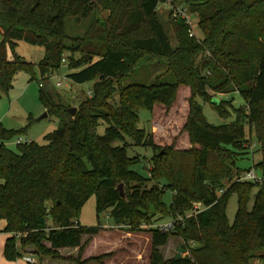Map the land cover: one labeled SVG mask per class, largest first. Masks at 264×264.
<instances>
[{
    "label": "trees",
    "instance_id": "1",
    "mask_svg": "<svg viewBox=\"0 0 264 264\" xmlns=\"http://www.w3.org/2000/svg\"><path fill=\"white\" fill-rule=\"evenodd\" d=\"M166 1L122 0V5L130 4L127 9L118 8V14L113 12L112 27L103 38L105 45L94 44L85 50L87 46L80 45L81 41L69 46L66 19L87 18L94 9V0H0V97L12 89L14 77L21 70L29 72L34 80L37 67L41 78L49 79L66 65L62 59L67 51L83 53L78 60L69 56L70 70L84 64L80 70L68 72L67 77L76 83L94 80L93 95L79 104L74 116L68 105L40 86L42 104L48 115L58 120L57 128L44 137V143L19 144L18 150L13 151L4 141L14 132L0 128V219L5 221L1 231L9 234L4 246L7 260L30 253L42 261H104L109 254L88 253L89 256L82 257L91 237L100 232L99 226L84 227L77 220L80 209L93 194L97 214L110 209L114 222L128 226L129 230L142 224L149 226L153 234L150 264H203L194 251V260L177 257L163 262L157 248L165 245L172 233H180L188 241L198 238L199 231L208 232L216 241L215 250L228 259L236 247L242 252L248 250L252 233L256 247H264V185L233 181L221 196L215 193L224 188V181H232L247 171L237 165L240 158L250 153L246 146L251 141L245 134L246 123L254 128L261 154L253 168L264 177V0H171L189 5L197 13L204 33V39L198 42L188 36L184 20L176 22L177 48L171 46L156 15L158 5ZM119 3L113 0L116 8ZM143 24L151 34L130 40L128 37ZM21 40L45 48V55L37 64L16 52ZM204 50L214 61L205 62L207 66L211 63L207 72H212L213 77L202 74L192 59ZM137 52L166 59L175 82L124 87L118 106H113L109 103L115 92L113 79L122 81L129 75ZM180 84H187L204 96L208 88L219 92L234 87L249 112L239 108L234 121L215 126L206 121L202 106L191 102L186 128L192 140L201 146L196 151L192 175L188 178L177 162L181 155L168 161L159 152L155 160L162 162L154 170L158 183L163 185L148 187L151 178L133 169L139 161L128 155L126 139L155 149L152 136L137 127L139 110H151L155 102L170 106ZM221 107L215 108L221 115L227 114L228 110ZM100 120L109 125L104 135L97 132ZM217 159L219 164L214 168L211 161ZM120 183L124 184L123 196ZM255 187L258 191L248 210ZM167 191L172 193L169 205L164 200ZM233 193L238 197V209L234 222L229 224L226 207ZM193 202H202L207 208L175 223L171 232L153 228L163 217L167 222L185 214ZM155 213L161 216L154 219ZM48 219L52 220V227L48 226ZM65 249H77L78 255L62 254ZM198 251L207 253L205 247ZM261 259L264 261V255Z\"/></svg>",
    "mask_w": 264,
    "mask_h": 264
},
{
    "label": "rangeland",
    "instance_id": "2",
    "mask_svg": "<svg viewBox=\"0 0 264 264\" xmlns=\"http://www.w3.org/2000/svg\"><path fill=\"white\" fill-rule=\"evenodd\" d=\"M119 1L120 6L116 8L117 5L113 4V0H109V3L108 0H94V9L87 18L77 19L75 17H68L66 19V32L69 37L67 40L68 44H70L69 46H76L80 41V45L86 44L87 47L85 50H88L91 46H94V44L105 45L103 38L112 27L110 18L113 12L118 14L120 11L118 8L127 9L130 4L124 3L122 5V0ZM106 4H112L114 8L113 6L111 8L106 7ZM185 14H194L189 5L179 2L170 3L169 0L160 3L156 9V15L164 25L173 48H177L178 46V37L175 31L176 22L185 20ZM195 14L197 15V13ZM196 15L193 16L194 22L192 24L188 25L186 21L185 24L188 25V36H191V31L193 33L191 37L201 42L204 39V33L199 27V17ZM150 34L147 26L143 24L128 38L131 40L134 37H146ZM16 52L23 57L24 60L37 64L44 57L45 48L21 40L18 41ZM70 55H72L75 60H78L83 56V53L65 52L63 57L66 59V65L55 72L49 79L43 80L37 67L34 68L36 77L34 80H31L30 73L26 70L19 71L14 77L12 89H10L8 94H3L0 97V128L14 132L12 137L4 141L7 148L17 151L19 145L16 141L17 139L23 141L30 140L42 144L44 143V137L54 131L58 126L57 118L48 115L40 100L41 88L39 83L42 82L43 88L51 91L55 99H60L65 105H68V108H75L76 111L82 101L86 100L88 97L91 98L93 95L92 88L94 80L76 83L67 76L63 77L72 70L78 71L84 67V64H82L80 67L70 70ZM192 59L195 65L201 68L202 74H207L210 64L214 63L206 50L196 53ZM208 60L211 61V63L207 66L205 62ZM56 74L60 76L56 77ZM207 76L213 77L212 72H209ZM58 79H62L61 86H56ZM95 80H97V78ZM155 82L166 84L175 82L174 74L168 68L166 59L145 52H137L135 53L134 64L132 65L129 75L124 77L122 81L113 79L115 92L109 103L113 106H118L120 91L124 87L150 85ZM233 89L234 90L217 92L208 88L207 95L204 96L189 85L180 84L170 106H166L161 102H155L151 110H139L137 127L144 129L146 134L152 136L156 147L152 149L150 145H138L129 138L126 139V142H128L129 145L127 149L128 155L136 156L139 161L138 164L133 166V169L140 175L151 178L146 186L150 187L151 185L159 184V186L162 187L163 185L162 183H158L156 171L154 170L158 163L162 162L160 160H155L159 152H163L165 154L164 160L168 161L174 160L180 155L187 158L183 159L179 157L177 158V162L183 167L182 171L184 174L190 178L194 171V161L197 160L196 151L201 147L192 140L186 128V121L190 114V103L194 102L202 106L203 114L208 124L218 126L229 123L236 119L237 110L239 108H242L246 114L249 112L244 98L236 88L233 87ZM216 98L219 99V102H212ZM223 101L228 103H224L223 105ZM217 105H220V107L222 106V110H228V113L221 115L215 108ZM104 112L107 114L109 113L107 109H104ZM45 113H47V116L42 117ZM108 126L109 125L105 121L100 120L97 128L98 134L104 135ZM249 131H251V134H249ZM245 134L251 139L250 143L246 145L250 153L244 155L239 160L237 159V165L242 169L248 170L253 169V164L261 159V154L258 152L254 128H252V125L249 123L245 125ZM1 143L2 141L0 139V145ZM185 151L188 153L184 155L181 154ZM218 164L219 159L211 161V166L214 168ZM256 173L261 175L257 171ZM237 177L238 176L234 177L232 181H224L225 186L221 188L224 190L223 193L231 182L237 181ZM120 184H122L123 195H125L124 184ZM257 191L258 187H255L251 193L250 200L247 204L248 210H251L253 206L254 195ZM222 194L217 196H221ZM171 198V191H167L164 200L168 205L171 203ZM237 209L238 197L236 193H233L226 207V215L229 224L234 222ZM160 216L159 213H155L152 217L157 219ZM165 219L166 218L163 217V220L155 222L153 228H156V224L166 222ZM77 220L84 227H100L99 234L91 237V241L85 249V253L82 254V257L86 258L89 255L98 256L105 253L109 254L101 263L92 261L87 264H150V256L153 250V234L149 230L147 224H142L140 227L135 228V230H129L128 226L119 225L114 222L110 216V209L97 214L96 197L94 194L88 198L80 209ZM47 224L49 227H52V220L48 219ZM4 226L5 221L0 219V229H3ZM197 236L201 239L194 238L187 241L180 233L170 234L168 242L157 248L162 261L166 262L177 257H191L194 260V254L192 252L194 251L196 256L202 258L203 264H264V261L261 259V256L264 255V247H256L257 241L253 233L252 236H250L248 250L242 252L239 247H236L231 255V259L220 255L219 252L215 250L216 241L208 232L199 231L197 232ZM2 238L3 236L0 235V264L7 262L3 254V246H1ZM85 238L86 237H84V239ZM17 240L19 239L17 238ZM17 246H20L19 242H17ZM201 247H205L207 253L198 251ZM61 253L74 257L78 255L77 249H65L61 250ZM19 260L20 261L12 264H28L24 262L23 259ZM36 260L37 264H74L73 262L55 261L50 258H44L42 261L38 256ZM199 261H201V259Z\"/></svg>",
    "mask_w": 264,
    "mask_h": 264
},
{
    "label": "built area",
    "instance_id": "3",
    "mask_svg": "<svg viewBox=\"0 0 264 264\" xmlns=\"http://www.w3.org/2000/svg\"><path fill=\"white\" fill-rule=\"evenodd\" d=\"M171 3V0H169ZM160 5V4H159ZM158 5V6H159ZM175 7V6H173ZM177 15V13H176ZM175 15V16H176ZM185 20L186 23L188 25L192 24L193 21V16H195L194 14H185ZM197 19V17H196ZM190 35L193 36V33L190 31ZM62 63L63 65H65L66 63V59L63 58L62 59ZM56 77H59L60 75H55ZM67 75L63 76L66 77ZM62 85V79H58L56 82V86H61ZM40 86H43L42 82L40 83ZM90 95V93H89ZM18 144H23V143H29L31 142L30 140H21V139H17L16 140ZM237 181H251V182H256L259 185H264V177H262L261 175H258L256 173V171L253 169L247 170L244 173H242L240 176L237 177ZM223 189H218L215 191V193L217 195H220L223 193ZM207 208V206H205L203 203L201 202H193L191 209L189 211L186 212L185 215H179L177 218L173 219V220H169L167 222L164 223H159L156 224L155 227L156 229H158L161 232H169L172 231L174 229L175 223L179 222V221H183L185 218L188 217H192V216H197L199 213H201L203 210H205ZM20 236V234H18ZM28 264H37V260L36 257L31 255V254H24L22 257Z\"/></svg>",
    "mask_w": 264,
    "mask_h": 264
},
{
    "label": "crops",
    "instance_id": "4",
    "mask_svg": "<svg viewBox=\"0 0 264 264\" xmlns=\"http://www.w3.org/2000/svg\"><path fill=\"white\" fill-rule=\"evenodd\" d=\"M4 228V227H3ZM1 230H3V229H0V235H2L3 236V238H2V242H1V246H3L2 248H3V254H4V246H5V242H6V239H7V237H9V234H7V233H5V232H2ZM6 259V258H5ZM19 259H23L22 257H20V258H18V259H16V260H13V261H10V260H7L6 259V261L7 262H5L4 264H12V263H16L17 261H20ZM23 261L24 262H26L24 259H23ZM27 263V262H26Z\"/></svg>",
    "mask_w": 264,
    "mask_h": 264
},
{
    "label": "water",
    "instance_id": "5",
    "mask_svg": "<svg viewBox=\"0 0 264 264\" xmlns=\"http://www.w3.org/2000/svg\"><path fill=\"white\" fill-rule=\"evenodd\" d=\"M212 102H214V103H218V102H219V99L216 98V99H214ZM68 111H69L72 115H74L76 109H75V108H69ZM45 116H47V113H45L42 117H45ZM161 153H162V152H160V154H161ZM119 190H120L121 195L123 196L122 184L119 185Z\"/></svg>",
    "mask_w": 264,
    "mask_h": 264
}]
</instances>
